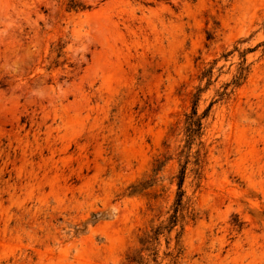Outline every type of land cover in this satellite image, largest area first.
<instances>
[{
	"label": "rangeland",
	"instance_id": "374dc122",
	"mask_svg": "<svg viewBox=\"0 0 264 264\" xmlns=\"http://www.w3.org/2000/svg\"><path fill=\"white\" fill-rule=\"evenodd\" d=\"M70 1L0 0V264H264V0Z\"/></svg>",
	"mask_w": 264,
	"mask_h": 264
},
{
	"label": "trees",
	"instance_id": "16d2710c",
	"mask_svg": "<svg viewBox=\"0 0 264 264\" xmlns=\"http://www.w3.org/2000/svg\"><path fill=\"white\" fill-rule=\"evenodd\" d=\"M69 9H85L84 5H82V3L76 1V0H71L70 3H69V6H68ZM193 122H196V120ZM180 185H181V182H180ZM172 224H175V221L172 220L171 221Z\"/></svg>",
	"mask_w": 264,
	"mask_h": 264
}]
</instances>
